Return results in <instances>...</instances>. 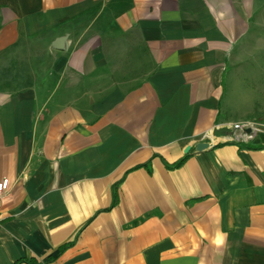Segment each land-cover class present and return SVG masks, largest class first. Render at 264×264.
Wrapping results in <instances>:
<instances>
[{
  "label": "crops",
  "instance_id": "obj_1",
  "mask_svg": "<svg viewBox=\"0 0 264 264\" xmlns=\"http://www.w3.org/2000/svg\"><path fill=\"white\" fill-rule=\"evenodd\" d=\"M253 103L264 0H0V264H264Z\"/></svg>",
  "mask_w": 264,
  "mask_h": 264
},
{
  "label": "built area",
  "instance_id": "obj_2",
  "mask_svg": "<svg viewBox=\"0 0 264 264\" xmlns=\"http://www.w3.org/2000/svg\"><path fill=\"white\" fill-rule=\"evenodd\" d=\"M252 124L247 122V123H236L234 125L235 130H240L242 131V134L236 135L237 139H240L241 137H251L250 133H247L246 130L248 128H252ZM10 189V180L8 178H4L0 180V206L2 204V201L6 194L9 192Z\"/></svg>",
  "mask_w": 264,
  "mask_h": 264
},
{
  "label": "water",
  "instance_id": "obj_3",
  "mask_svg": "<svg viewBox=\"0 0 264 264\" xmlns=\"http://www.w3.org/2000/svg\"><path fill=\"white\" fill-rule=\"evenodd\" d=\"M67 39H68V35H64V36L56 39L55 42L53 43V48L54 49H57V50H62V51L67 50V48H68V46H67ZM247 130H248L247 132L250 133V130L249 129H247ZM207 146H208V144L201 143V144H199L197 146V149L198 150H201V149H204Z\"/></svg>",
  "mask_w": 264,
  "mask_h": 264
},
{
  "label": "trees",
  "instance_id": "obj_4",
  "mask_svg": "<svg viewBox=\"0 0 264 264\" xmlns=\"http://www.w3.org/2000/svg\"><path fill=\"white\" fill-rule=\"evenodd\" d=\"M186 159H187V156L181 158L180 160L176 161L173 164H167V167L169 169L179 168V167H181L184 164V162H185ZM116 202H117V193H115L113 205L116 204Z\"/></svg>",
  "mask_w": 264,
  "mask_h": 264
},
{
  "label": "rangeland",
  "instance_id": "obj_5",
  "mask_svg": "<svg viewBox=\"0 0 264 264\" xmlns=\"http://www.w3.org/2000/svg\"><path fill=\"white\" fill-rule=\"evenodd\" d=\"M259 106L263 107V103H253L254 113H261Z\"/></svg>",
  "mask_w": 264,
  "mask_h": 264
}]
</instances>
